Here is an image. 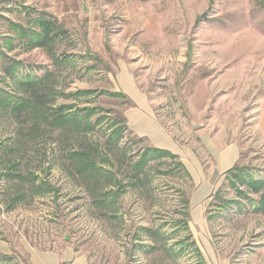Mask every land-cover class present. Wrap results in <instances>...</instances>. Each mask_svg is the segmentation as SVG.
Wrapping results in <instances>:
<instances>
[{
    "label": "rangeland",
    "instance_id": "1",
    "mask_svg": "<svg viewBox=\"0 0 264 264\" xmlns=\"http://www.w3.org/2000/svg\"><path fill=\"white\" fill-rule=\"evenodd\" d=\"M41 18L61 27L58 45L33 46ZM55 52L70 63L55 65ZM47 70L58 75L55 107L83 111L94 139L111 138L129 161L118 170L103 150L102 184L117 181L105 190L113 206L98 208L62 170L55 135L4 147L18 129L0 105V264L66 250L87 264H264L261 193L249 186L264 181V0H0L1 93L23 98L20 79ZM135 109L171 150L133 132ZM150 148L166 153L150 154L136 184L128 175ZM9 168L32 170L44 190L12 210ZM208 182L204 217L191 223L189 197Z\"/></svg>",
    "mask_w": 264,
    "mask_h": 264
},
{
    "label": "trees",
    "instance_id": "2",
    "mask_svg": "<svg viewBox=\"0 0 264 264\" xmlns=\"http://www.w3.org/2000/svg\"><path fill=\"white\" fill-rule=\"evenodd\" d=\"M38 26L41 31H39L38 39L33 43V46H56L63 40V31L57 22L41 18ZM50 55L57 66L70 63L69 56L61 57L56 52ZM57 78L58 75L49 70L36 78L25 76L19 82L23 98L8 95V99H6V95L0 91V105L11 112L18 129L17 139L7 146H0L14 152L24 145L22 144L23 138L55 135L53 143H57L56 150L60 154L57 160L60 162L62 170L76 186L85 188L92 204L108 211V208L114 204L113 201H108V196H111L113 191L105 192V190L117 179L115 180V175L110 173L109 178L106 176V183L102 184L103 170L100 164L108 161H105L106 158L101 156L104 151L114 155L120 165L118 170H121L127 160L129 161L128 153L125 147L116 146L111 138L106 139L105 143L94 139L97 128L89 123V117L85 116L83 111L76 113L75 110L67 108L65 105L55 107L56 95L60 94V91L56 89L59 82ZM152 152L166 153L165 150L150 148L132 167V173L128 175L134 183L140 185L144 182L142 176L146 175L145 166L151 160ZM15 172L17 173L9 168L5 174L7 181L11 184L9 189L14 190L10 194L12 198L8 206L9 210L26 201L27 194L30 193L31 198H34L36 194L44 191L42 187H36L35 182L38 177L32 170L26 174H23L19 169ZM249 186L252 192L261 193L258 211L264 212V181L251 180Z\"/></svg>",
    "mask_w": 264,
    "mask_h": 264
},
{
    "label": "crops",
    "instance_id": "3",
    "mask_svg": "<svg viewBox=\"0 0 264 264\" xmlns=\"http://www.w3.org/2000/svg\"><path fill=\"white\" fill-rule=\"evenodd\" d=\"M128 121L129 126L133 130L135 134H138L140 137L143 138H149L157 143V147L160 149H166L171 150L173 145V139L169 136V134L163 129L157 121L153 119V117L149 116L147 114V110H133L129 112L128 115ZM144 128V129H143ZM188 168V167H187ZM189 169V168H188ZM217 170L214 169V173H212V176L210 177V181L217 180ZM191 172V175L194 174ZM222 171V170H221ZM219 171V173H221ZM213 184L211 185L210 182L208 184H205V188L201 187V189H197L198 191L189 197V214L192 220L195 221L196 218L204 217V208L203 205L205 201L207 200L208 194L210 189H213ZM194 223V222H193ZM188 228L194 234V231L192 229V224L190 225V220L188 223ZM71 252L69 250H66L64 253L61 252L55 253V252H45L42 254H34L32 258L33 264H59L63 262L69 261V264H87L86 258L80 255H70Z\"/></svg>",
    "mask_w": 264,
    "mask_h": 264
}]
</instances>
